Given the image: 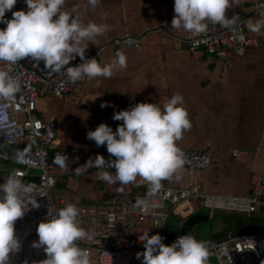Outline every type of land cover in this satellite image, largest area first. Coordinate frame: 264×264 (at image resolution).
Masks as SVG:
<instances>
[{
	"label": "crops",
	"instance_id": "obj_1",
	"mask_svg": "<svg viewBox=\"0 0 264 264\" xmlns=\"http://www.w3.org/2000/svg\"><path fill=\"white\" fill-rule=\"evenodd\" d=\"M173 3L174 0H97L93 6L88 0H65L62 10L78 15L84 23L108 25L105 32L90 40L92 43L104 44L114 37L131 35L139 39V47L121 49L126 67L115 68L108 78L94 77L75 85L67 99L51 94L36 98L35 115L55 125L56 140L50 150L68 158V167L55 165L52 171L55 177L52 197L59 208L68 203L99 202L118 193L138 194L149 186L139 176L126 185L109 184L98 178L95 166L83 174L74 170L97 154L106 163L115 159L105 146L97 147L87 139V131L100 123L115 131L122 123L111 118L115 111L129 109L138 102L162 107L174 93L183 96L192 125L176 141L178 148L211 153L210 166L194 174L200 192L244 197L250 194L251 174L260 175L264 182V26L259 31L252 30L258 20L264 19V9L253 14L246 30L258 45L249 47L244 58L229 53L228 68L223 72L202 50L194 55L187 51L182 42L184 30L171 29ZM257 3L264 0H238L226 15L231 17L241 8L249 11ZM26 9L24 4L23 10ZM115 58L113 48L107 47L98 62L103 65ZM102 102H110L111 106L101 108ZM6 169L0 165V176ZM103 171L114 169L105 167ZM162 184L187 188L186 167L183 165L173 176L161 180ZM194 214L208 218L197 224L200 225L218 214L235 213L216 212L209 218L205 209L197 207ZM219 228L220 223L214 224V229ZM165 230L167 236L173 235L167 224Z\"/></svg>",
	"mask_w": 264,
	"mask_h": 264
},
{
	"label": "clouds",
	"instance_id": "obj_2",
	"mask_svg": "<svg viewBox=\"0 0 264 264\" xmlns=\"http://www.w3.org/2000/svg\"><path fill=\"white\" fill-rule=\"evenodd\" d=\"M16 2L0 0V23L6 25L0 28V62L12 65L26 57L37 63L43 61L45 69L63 71L71 83L82 77L108 78L115 68L126 67V57L120 52L115 60L103 65L96 58L84 57L82 43L105 32L107 24L84 23L78 15L62 10L65 0H24L27 9L12 11L11 18H6V11H11ZM237 2L174 0L171 29H182L197 36L207 30L208 22L221 27L232 26L237 17L229 18L226 12ZM88 3L95 6L97 0H88ZM261 26H264V19L258 20L252 30L259 31ZM73 55L80 56L82 62L65 67ZM20 87L17 76L0 70V99L11 100ZM183 102V96L174 93L162 107L157 103L138 102L129 109L115 111L111 118L122 121L115 131L106 123H100L86 133L87 139L94 141L97 147L105 146L115 159L106 163L104 157L97 154L95 159L89 158L74 171L83 174L95 166L98 178L109 184L119 182V185H126L139 176L148 182L151 191H155L161 186V180L173 176L185 162L176 143L192 126ZM106 106H111L110 102L100 105L101 108ZM22 158L23 154L17 152L15 159ZM66 161L65 154L57 153L53 157V163L61 168L68 167ZM105 167L114 171H103ZM31 192V185L23 184L15 175H9L0 183V264H7L9 253L19 250L14 222L24 215L29 204L39 206L28 196ZM78 215L72 203L49 209L48 218L36 228L38 240L32 243L35 248L43 246L47 254L39 264H89L87 251L75 243L86 236L84 229L79 227ZM138 239L144 248L143 252L136 253L141 264H205L208 256L204 242L190 234L179 236L170 245L162 243L163 237L159 234L149 236L147 231Z\"/></svg>",
	"mask_w": 264,
	"mask_h": 264
},
{
	"label": "built area",
	"instance_id": "obj_3",
	"mask_svg": "<svg viewBox=\"0 0 264 264\" xmlns=\"http://www.w3.org/2000/svg\"><path fill=\"white\" fill-rule=\"evenodd\" d=\"M24 4V0H17L12 10L6 11L5 17L10 19L12 11L23 10ZM262 9L264 3L255 4L249 11L244 8L237 10L234 13L236 23L229 27L210 22L207 30L197 36L184 31L182 42L191 55L200 49L226 72L229 53L244 58L249 47L258 45L257 40L250 37L246 30L253 14ZM5 26L0 23V28ZM107 47H112L117 54L126 47L138 48L139 39L125 35L109 39L104 44L84 41L81 45L84 57L96 58L97 61ZM81 62L80 56L73 55L65 67L76 66ZM0 70L17 76L21 83L20 90L11 100L0 99V140L23 149V158L13 159L15 165L6 169L0 183L9 175H15L23 184L31 185L32 192L28 196L39 205L32 207L29 204L24 215L14 222V234L20 247L18 251L9 253L7 264H39L47 258V254L43 246L32 247L33 241L38 240L36 228L39 222L48 218L50 208L59 209V204L52 197L55 185L52 171L56 165L53 157L58 152L50 150L56 140L54 122L44 121L35 115V101L38 95L43 94L67 99L75 85L89 78L68 82L63 71L57 73L45 69L43 61L37 63L27 57L12 65L0 62ZM179 149L189 175L187 188L162 184L151 191L150 186H146L138 194L118 193L99 202L75 205L79 211V227L86 233L84 238L75 243L87 251L89 264H141V260L136 258L137 252L144 251L143 243L138 239L141 233L147 231L149 236L159 234L163 237L162 243L170 245L182 235L167 236L165 229L169 218L175 215L185 220L196 212L197 207L205 209L209 218L216 212L248 217L257 214L264 218V182L260 175H250L248 196L205 194L196 187L194 174L210 166L211 153ZM0 159L7 160L8 157L0 153ZM32 173H35L34 177ZM206 248L208 256L205 264H264V230L239 235L228 232L222 241L211 242ZM209 255L214 257V263L210 261Z\"/></svg>",
	"mask_w": 264,
	"mask_h": 264
},
{
	"label": "trees",
	"instance_id": "obj_4",
	"mask_svg": "<svg viewBox=\"0 0 264 264\" xmlns=\"http://www.w3.org/2000/svg\"><path fill=\"white\" fill-rule=\"evenodd\" d=\"M17 152L22 153L23 149L4 144L0 140V153H3L8 157L7 160L0 159V165H3L7 168L14 166L15 164L13 159L15 158ZM212 222L213 223L210 225L209 233L205 237L200 239L196 238L200 225H197L195 228H193L190 235L194 236L197 240L203 241L205 246H208L211 242L222 241L228 232H231L234 235H239L245 233H259L264 230V218L257 214H253L249 217L237 214H218L215 218H213ZM216 223H220V228L217 230L214 229V224ZM174 235L176 234L168 236Z\"/></svg>",
	"mask_w": 264,
	"mask_h": 264
},
{
	"label": "rangeland",
	"instance_id": "obj_5",
	"mask_svg": "<svg viewBox=\"0 0 264 264\" xmlns=\"http://www.w3.org/2000/svg\"><path fill=\"white\" fill-rule=\"evenodd\" d=\"M5 174H1V182L4 178ZM202 210V209H201ZM183 219L178 217V216H171L167 222V225H168V228L170 229V233L171 234H177L179 233V229L183 223ZM212 221H209V222H206V223H203V224H200V228L198 229L197 231V235H196V238L197 239H200L202 237H205L206 235H208L209 233V229H210V225H212ZM168 230V229H167ZM209 259L211 262L214 263V257L212 255H209Z\"/></svg>",
	"mask_w": 264,
	"mask_h": 264
},
{
	"label": "water",
	"instance_id": "obj_6",
	"mask_svg": "<svg viewBox=\"0 0 264 264\" xmlns=\"http://www.w3.org/2000/svg\"><path fill=\"white\" fill-rule=\"evenodd\" d=\"M208 218L203 214H194L188 217L181 225L180 234H190L192 228L200 222L207 221Z\"/></svg>",
	"mask_w": 264,
	"mask_h": 264
}]
</instances>
